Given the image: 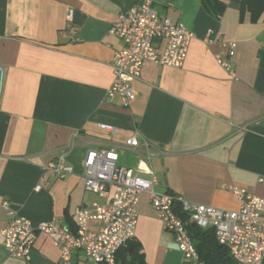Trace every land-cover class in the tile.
<instances>
[{
  "label": "crops",
  "instance_id": "obj_1",
  "mask_svg": "<svg viewBox=\"0 0 264 264\" xmlns=\"http://www.w3.org/2000/svg\"><path fill=\"white\" fill-rule=\"evenodd\" d=\"M138 1L0 0V207L6 201L33 224L55 220L73 231L77 208L109 199L84 188L85 152L102 145L114 147L119 165L145 177L151 170L157 190L191 202L236 209L231 184L264 198V14L252 20L236 0L220 16L199 0H153L194 37L181 67L147 65L124 106L108 90L123 45L109 27ZM135 132L157 151L148 162L124 145ZM61 154L73 167L64 177L46 169ZM6 221L0 213V264H60L59 249L39 231L29 260L10 255ZM134 239L144 264H192L147 193L138 199ZM73 260L86 259L77 251Z\"/></svg>",
  "mask_w": 264,
  "mask_h": 264
},
{
  "label": "built area",
  "instance_id": "obj_2",
  "mask_svg": "<svg viewBox=\"0 0 264 264\" xmlns=\"http://www.w3.org/2000/svg\"><path fill=\"white\" fill-rule=\"evenodd\" d=\"M67 17H70L69 12ZM109 33L122 39L123 45L114 51V80L108 90L119 94L124 106L129 105L134 95L132 81L144 77L147 65L181 67L194 37L193 31L182 21H172L160 15L153 7V0H139L119 13L109 27ZM226 46L227 54L232 55L235 43L228 42ZM216 62L230 71L228 58L218 56ZM100 126L116 133L112 126ZM124 145L138 151L145 162L157 153L151 150L147 140L140 138L138 132L125 138ZM117 160L118 153L112 146L102 145L85 152L84 188L102 197L109 195V199L105 203L92 202L77 208L73 231L55 220L33 224L3 201L0 213L6 216L7 221L1 234L8 253L29 260L39 231L59 249L60 264H79L73 260L77 251L92 264H114L118 249L134 238L138 199L141 193H147L165 229L173 235L183 257L190 259L192 264L204 263L188 235V222L202 228L212 227L216 239L226 245L238 263L264 264V198L231 184L228 188L237 198L236 209L191 202L157 190L158 179L151 170L145 177L138 169L119 165ZM46 169L58 177L73 171V167L65 162L64 154L50 162ZM91 220L99 221L97 228L90 226Z\"/></svg>",
  "mask_w": 264,
  "mask_h": 264
},
{
  "label": "trees",
  "instance_id": "obj_3",
  "mask_svg": "<svg viewBox=\"0 0 264 264\" xmlns=\"http://www.w3.org/2000/svg\"><path fill=\"white\" fill-rule=\"evenodd\" d=\"M241 13L248 12L252 20L264 14V0H236ZM202 7L213 16H220L226 8L227 0H199ZM188 235L204 264H240L230 255L226 245L220 243L212 227L202 228L194 223H186ZM139 243L130 239L116 252L114 264H144Z\"/></svg>",
  "mask_w": 264,
  "mask_h": 264
},
{
  "label": "water",
  "instance_id": "obj_4",
  "mask_svg": "<svg viewBox=\"0 0 264 264\" xmlns=\"http://www.w3.org/2000/svg\"><path fill=\"white\" fill-rule=\"evenodd\" d=\"M1 80H2V69L0 67V88H1Z\"/></svg>",
  "mask_w": 264,
  "mask_h": 264
},
{
  "label": "rangeland",
  "instance_id": "obj_5",
  "mask_svg": "<svg viewBox=\"0 0 264 264\" xmlns=\"http://www.w3.org/2000/svg\"><path fill=\"white\" fill-rule=\"evenodd\" d=\"M81 264H92V263L85 260Z\"/></svg>",
  "mask_w": 264,
  "mask_h": 264
}]
</instances>
